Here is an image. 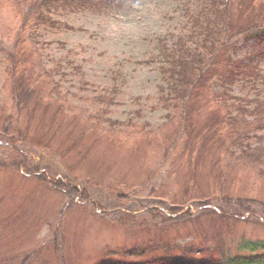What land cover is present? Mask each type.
I'll return each instance as SVG.
<instances>
[{
    "label": "rangeland",
    "instance_id": "1",
    "mask_svg": "<svg viewBox=\"0 0 264 264\" xmlns=\"http://www.w3.org/2000/svg\"><path fill=\"white\" fill-rule=\"evenodd\" d=\"M29 2L0 0V264L127 261L128 250L161 236L154 224L130 229L126 221L202 209L173 206L191 177L198 193L216 190L211 209L249 220L222 246L264 240V165L233 148L225 162L236 167L216 183V148L190 154L223 111L205 89L176 113L162 106L156 39L180 32L184 0H98L95 8L52 12L53 26L36 23L35 13L26 18ZM242 46L234 59L246 56ZM14 69L34 90L18 112ZM244 86L236 82L232 95ZM257 88L264 99V85ZM250 143L264 147V129ZM167 236L181 245L192 238L184 229Z\"/></svg>",
    "mask_w": 264,
    "mask_h": 264
},
{
    "label": "trees",
    "instance_id": "2",
    "mask_svg": "<svg viewBox=\"0 0 264 264\" xmlns=\"http://www.w3.org/2000/svg\"><path fill=\"white\" fill-rule=\"evenodd\" d=\"M97 1L30 0L26 18L35 13L36 23L53 26L54 23L49 21L52 12L95 8ZM178 10L180 32L176 36L167 34L156 39L154 60L161 63L157 70L162 84L158 91H161L163 108L171 109L173 113L181 109L182 103L188 106V101L197 98L204 89L215 106L223 111L203 129L199 143L190 151L199 157L216 148L211 173L218 183L221 175L236 167L225 162L232 156L233 148L242 157L259 166L264 165V147H252L250 143L251 137L264 129V99L257 88L264 85V67L261 66L264 61V0H184ZM167 38L171 39L169 44ZM242 44L249 47L246 56L234 59V54L243 48ZM10 78V96L18 112L24 96L31 97L34 90L22 75L16 76L15 69ZM239 81L245 85L246 93L233 96L232 88ZM215 88L218 90L214 91ZM110 90L115 91L114 87ZM166 118L171 119L170 115ZM190 172L192 174L193 170ZM259 175L264 178V171L260 170ZM190 179L194 181L192 177ZM191 181L186 182L179 205L173 206L180 211L189 204L199 203L202 209L196 215L191 216L188 212L176 215L177 210L169 217L148 212L132 217L138 219L125 222L130 229L154 224L153 232L161 237L153 244L128 250L123 254L127 261L116 260L113 255L97 264H264V240L241 239L222 246L223 237H229L237 225L249 222L240 221L239 215L209 208L217 198L216 190L198 193L195 182ZM228 197L224 195L226 200ZM261 198H264V183ZM179 229L186 230L187 238L192 236L190 241L181 245L175 237L168 239V232L177 233ZM200 235L203 237L197 239ZM197 240L199 244H196ZM151 252L153 255L149 256Z\"/></svg>",
    "mask_w": 264,
    "mask_h": 264
}]
</instances>
